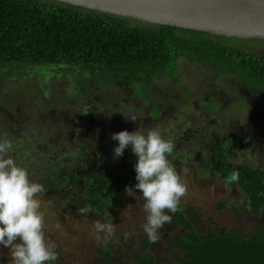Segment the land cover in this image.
<instances>
[{
  "label": "rangeland",
  "instance_id": "374dc122",
  "mask_svg": "<svg viewBox=\"0 0 264 264\" xmlns=\"http://www.w3.org/2000/svg\"><path fill=\"white\" fill-rule=\"evenodd\" d=\"M216 38L223 44L264 56L263 38L248 40L224 35H218ZM17 68L9 67L11 74L19 73L15 79L8 74L6 77L0 76V140L6 138L12 141L13 149L9 155L14 158L18 166L28 170L30 181L44 187V192L38 194L36 198L41 203L39 211L44 216L43 230L46 241L55 245V251L58 253V259L51 263L102 264V257L99 254L101 248L109 250L111 264H133L140 253L147 251L154 255L156 264H175L181 261L182 251L169 247L166 242L168 235L183 234L175 221L176 216L166 213L172 215L171 223H166L159 230L158 242H151L143 230L147 213L141 202L140 190L133 188L131 194L125 191L122 201L115 203L109 211L95 214L88 207L89 212L81 215L78 209L84 206L78 198H69L64 194L62 188L64 180H59L60 175L63 174L62 167L66 168L65 165H67L71 166L68 167L69 169L80 168V157L87 155L92 157L91 148L102 146L106 147V151L113 150L114 146H111L116 141L111 139L112 133L124 130L134 131L133 121L127 118L135 116L130 113L128 96L125 95L128 92H125V88L108 82L103 92L95 94V107L88 112V116L85 112L84 117L71 122L70 119L78 115L77 111H86L87 106L85 91L76 96L73 94L80 90L79 86L83 83L84 73L81 68L75 65L74 68L56 73L47 72L48 68L45 67ZM178 70L179 79L174 83L173 89L178 92L182 87L192 86L196 91L197 100L192 98V92H190L187 101L189 108L180 107L174 115H164L162 120L155 118L151 121L152 127L144 128L146 132L148 130L165 131L162 132L164 136L168 134L166 127L171 124L178 123L179 126H175L176 128L188 127L191 130L187 132L188 137L181 139L179 143L185 158L171 163L180 176L181 182L187 186V193L179 203L181 209L195 223L199 231L227 228L238 234H245L250 230L264 229V218L253 217L241 205L240 193L235 183L226 185L225 177L217 175L215 171L205 172L206 166L202 161L195 160L196 152L192 148V143L198 140V133L192 132V129L196 128L202 135L201 139H204L206 143L212 141L214 133L216 135L220 133L225 139L232 138L237 132L242 131L241 125L246 122L251 106L244 103L239 108V104H236L238 102L233 100L229 106L230 102H227L228 108L226 106L218 108L215 101L202 97L204 96L202 89L208 88L200 84L202 72L198 67L187 66L185 60H181ZM6 72L4 68L1 74L4 75ZM83 76L88 77V75ZM218 82L223 83V80L218 79ZM34 87H39L46 94L48 92L51 101L47 103L42 97H31L30 92ZM184 91L186 93L182 91L183 95L189 92L188 89ZM248 93L251 94V91L248 90ZM139 100L148 104L143 98ZM193 102L206 112L197 117L195 108L192 106ZM147 107L148 116L153 118L156 114L155 106ZM132 112L137 115L145 114L144 109L139 107ZM89 125H92L93 130L98 134L100 132L101 135L97 139L101 145H97L96 137L89 134ZM85 130L87 132L83 134ZM68 133H70L69 136ZM256 137H252L250 142L247 141L246 147H237V137L233 138L234 161L264 165V142H258ZM173 144L175 146V143ZM257 144L263 148V152L258 151ZM206 145L208 147V144ZM179 156H182V153ZM123 157L131 160L128 172L131 170L133 173L138 158L130 149L124 151ZM100 159L104 160L103 156ZM35 163L41 166L31 169L29 166ZM46 167L58 168L57 179L53 178L48 183L44 182L50 178L45 173ZM201 171L205 174H200ZM97 221L115 225V236L107 243L98 242L95 239L93 226ZM142 240L149 242L148 250ZM0 264H12L9 250L2 245H0Z\"/></svg>",
  "mask_w": 264,
  "mask_h": 264
},
{
  "label": "trees",
  "instance_id": "16d2710c",
  "mask_svg": "<svg viewBox=\"0 0 264 264\" xmlns=\"http://www.w3.org/2000/svg\"><path fill=\"white\" fill-rule=\"evenodd\" d=\"M216 37L217 34L105 14L57 0H0V76L9 75L15 79L19 73L11 74L9 67H45L47 72L56 73L78 65L88 77L82 75L80 90L73 94L76 96L85 91L86 112H91L96 103L95 94L103 92L108 82L124 87L128 92L124 94L133 97L134 83L142 80L146 84L154 71L170 67L173 72L169 74L176 72L178 76L177 68L183 57H195L203 63L227 68V72L233 70L238 76L236 80L244 83L242 94L251 91V95L248 92L239 95L240 106L247 103L253 108L252 120H247L242 129L253 137L262 133L263 140L264 56L247 51L240 55ZM177 60L179 62L173 64ZM4 68L7 72L2 75ZM141 87L145 85L142 83ZM30 96L42 97L47 103L51 101L50 94L39 87H34ZM77 113L71 122L81 119L85 110ZM90 128L93 126L89 125L93 136L100 137V132ZM224 139L222 137L218 142L216 138L213 143L219 154V168L228 176L232 172L239 173V179L234 183L240 193L241 205L253 217L260 218L264 208V165L227 158L233 138ZM97 149H90V166L68 169L69 176L62 187L70 192L69 198L87 195L92 212L93 207L106 211V206L112 207L122 201L126 187L134 188L137 183L135 175L121 173L118 160L112 163L113 166L99 162L97 158L101 152ZM109 152L113 156V150ZM39 166L35 163L29 167L36 169ZM55 169L46 167L45 171ZM53 178L57 179V173L44 182ZM141 202L145 203L143 198ZM174 215L177 226L183 231V234L166 237L169 247L182 251V260L175 264H264L263 228L245 234L227 228L199 231L180 205ZM143 243L148 246L147 240ZM99 254L102 264H111L108 249L101 248ZM133 264H156V259L151 252L140 253Z\"/></svg>",
  "mask_w": 264,
  "mask_h": 264
},
{
  "label": "clouds",
  "instance_id": "9594fccd",
  "mask_svg": "<svg viewBox=\"0 0 264 264\" xmlns=\"http://www.w3.org/2000/svg\"><path fill=\"white\" fill-rule=\"evenodd\" d=\"M127 118L136 121L135 117ZM111 139L118 141L113 149L114 160L122 157L129 145L138 158L134 165L137 181L134 188L140 190L145 201L144 233L156 243L160 238L159 230L172 221V215L166 213L175 214L187 193V186L167 158L174 144L157 130H148L146 135L138 130H124L112 133ZM12 149L11 140H0V245L9 250L12 264H51L58 259V253L55 245L46 241L44 216L39 211L41 203L36 198L44 192V187L30 181L28 170L18 166L9 155ZM225 179L226 185L237 182L239 173L232 172ZM126 192L133 193V188L126 187ZM88 212L86 207L78 209L81 215ZM93 227L98 242L107 243L115 236L116 228L112 223L97 221Z\"/></svg>",
  "mask_w": 264,
  "mask_h": 264
},
{
  "label": "flooded vegetation",
  "instance_id": "af4514ba",
  "mask_svg": "<svg viewBox=\"0 0 264 264\" xmlns=\"http://www.w3.org/2000/svg\"><path fill=\"white\" fill-rule=\"evenodd\" d=\"M227 47L233 48V50L240 55H242L243 52H244L243 55L246 54L245 53L246 51H244L243 49H241L239 47L230 46V45H227ZM194 58L183 57V59L185 60V64L187 66H189V65L196 66L202 72L201 73L202 76L199 79L200 84H203V86L205 85L208 88V89H206L204 87L205 89H202L203 95H204L202 97L208 98L207 100H211L213 102L215 101V103H217L218 108L221 106H226L228 108V106L231 104V102L233 100H236L238 102V100L240 99L239 95H241V96L247 95L248 91H243L244 94H242V90L244 89V83L241 82V80H236V77H238V76L233 70H231V72H227V68L220 67V66H214L212 64H206V63H203V62L196 60ZM177 62H179V60H177L173 64H177ZM172 72H173V67H170L169 69L156 70L151 74V76H148L149 80L146 84L144 82H142V80L138 81L137 83H134V85L136 87H134L135 92L132 95L133 97L127 98V103L129 104L130 113L133 116H135V118H136V121L133 122V124H132L134 131L138 130L142 134L146 135L147 132L145 130H146V128L153 126V124L151 123V121L153 119L160 118V120H162V117L164 115H174L177 111H179L180 107L189 108L190 105H187V101H188V95L190 92H192V98L194 100H197L196 91L192 86L191 87H182L181 89H179L178 92L176 91V89H173L174 83L176 82L177 79H179V77H178L179 74H178V76H176V72H174V74L170 75L169 73H172ZM177 72L179 73V70H177ZM218 79H222L223 83L218 82ZM232 79H233V81H232ZM142 83L145 85L144 88L141 87ZM185 89L189 90L187 95H183V92L186 93L184 91ZM139 98L145 99L148 104H146V102L143 100H139ZM167 102H169V103L167 104ZM171 102H173V103L171 104ZM227 102H230L228 104V106H227ZM236 104H238V103H236ZM149 105L155 106V113L156 114L153 118L151 116H148L149 110H148L147 106H149ZM248 105H250V104H248ZM192 106H193V108H195L194 111H195V114L197 115V117L206 112L205 110L200 109V107L197 106V104L195 102L192 103ZM241 106L239 105V108ZM137 107L144 109L145 114L144 115H137V114L133 113L132 111ZM252 110H253V108L251 106L250 110L248 111L249 114H248V117L246 118V121L249 120L250 118H252V117H250ZM87 113H88V111H87ZM84 116H82V117H84ZM177 124H171V125L166 127V132L168 133L166 136H164L162 133L165 131H160V133L162 134V137L164 139L170 140L173 143H175L173 152L170 155H168V157H167L170 163L175 162V160L178 161L181 158L182 159L185 158V153H184L183 148L181 147V145L179 143H180L181 139L188 137L187 132H191V130H189L188 127L185 129L176 128L175 126H179ZM145 126H147V127L144 128ZM15 127H16V125H15ZM242 128L243 127L241 125L240 129H242ZM90 129H93V128H90ZM243 129L241 132H237L236 134L232 133V134H235L236 137H239V140L237 141V143H238L237 147H241V146L246 147L247 146L246 142L247 141L250 142L252 137H253L246 130H243ZM193 131H194V133H198L197 134L198 140H196L195 142L192 143L193 151L196 152L195 153L196 154L195 160L196 161H202L204 166H206L204 168L205 172L212 173L213 171H215L217 173V175H220L221 177H225V178H226V176L228 177V175L224 174L221 171V169L219 168L220 162H219V159L217 158L219 156V154L215 152V148L213 147L214 146L213 143L216 140V138L218 139L217 141L219 142L222 139V137H224V136H222L220 133H218L217 135L214 133L212 135L214 137V138H212V141L209 143H206V141L204 139H201L202 135L198 130H196V128L192 129V132ZM86 132H87V130H85L83 132V134H85ZM89 134L91 136H93L94 132L91 131ZM232 134H229V135L231 136ZM256 136H257L256 138H260V139H258L259 140L258 142H260V143L264 142V139L262 140V138H261L262 133H258ZM95 137H96L97 145H101L99 139H97V136H95ZM234 137H232V138H234ZM206 144H208V147ZM230 144H231V146H229V150L227 152V158H230L231 160H233L234 154L232 152H234V150H233V146H232L233 145L232 139H231ZM113 146H115V147L118 146V142L117 141L113 142L111 147H113ZM97 148H99V151L101 152L100 156H98V158H97V160L99 162L113 166L112 163H114L116 160H118L119 161L118 163H120L122 174L124 172L126 174L129 173L131 175L133 174L136 176V173L134 170H133V173H131V170L128 172V170H129L128 166L131 164V160H128L124 157L123 158L120 157V158L114 160V156L109 155L110 152L106 151V147L96 146L95 148H93V150H98ZM128 149L131 150L130 145L125 150H128ZM257 149L259 152H263V148L262 147L260 148L259 145L257 146ZM91 153H92V151H91ZM181 153H182V156H179ZM102 156H103L104 160L100 159V157H102ZM122 159H123V161H122ZM109 160H110V163H109ZM89 163H90V156L89 155H87L86 157H80L81 167L79 169L84 168V167L87 168L88 166H90ZM65 166H66V168L62 167L61 172H63V174H61V172H60L61 175L59 174L60 175L59 180L60 179L64 180L65 178H68V176H69L67 174L69 172L68 167H71V166H67V165H65ZM57 169L58 168H56L54 171L53 170H46L45 173H48L49 176L54 177V174L57 173L56 172ZM201 173L205 174L203 171H201L200 174ZM63 192L66 196L70 193L66 190H63ZM141 195H142V193H141ZM75 198H78L80 200L82 206H84L86 208H88V207L92 208V206L88 204L89 197L87 195H85L83 198H81L79 196H76ZM118 203H120V201ZM93 209H94L93 213H95V214L96 213L101 214L103 211V210H97V209L95 210L94 207H93ZM109 210H110V207L106 206V211H109ZM260 217L264 218V208L261 210ZM148 245H149V242H148ZM123 246L125 247V245H123ZM145 247H146V250H148V246H145Z\"/></svg>",
  "mask_w": 264,
  "mask_h": 264
},
{
  "label": "water",
  "instance_id": "95a60500",
  "mask_svg": "<svg viewBox=\"0 0 264 264\" xmlns=\"http://www.w3.org/2000/svg\"><path fill=\"white\" fill-rule=\"evenodd\" d=\"M105 14L236 38H264V0H57Z\"/></svg>",
  "mask_w": 264,
  "mask_h": 264
}]
</instances>
